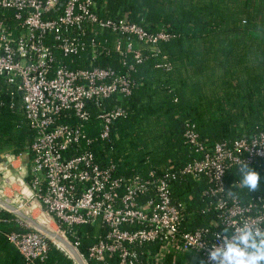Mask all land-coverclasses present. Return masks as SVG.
<instances>
[{
	"label": "built area",
	"instance_id": "2783aa9c",
	"mask_svg": "<svg viewBox=\"0 0 264 264\" xmlns=\"http://www.w3.org/2000/svg\"><path fill=\"white\" fill-rule=\"evenodd\" d=\"M58 6L59 0H0V10L13 12L18 23V34L14 35L0 21V106L4 105V95L11 101L17 96L19 110L35 133L26 155L0 154V174H12L26 198L14 204L0 201L32 218L26 214V206L21 208L23 200L30 199V209H38L55 223L57 232L66 239L67 235L74 237L76 227L105 225V238L88 250V259L96 262L116 255L118 264H142L137 249L154 245L159 247L147 250L144 264H168L171 256V264L176 256L182 257L184 264H191L193 258L203 264H220L223 257L217 255L213 260L210 253L217 248L223 251L227 243L254 252L239 242V236L248 232L249 243L257 244L264 238V198L242 203L226 193L224 181L228 169H241L264 158V132L217 143L206 151L189 127L184 138L200 158L174 173H166L171 169L167 164L162 176L151 171L147 176L124 177L117 165L97 162L93 146L111 144L112 126L126 116L117 99L131 95L132 80L129 74L112 69L72 70L57 64L47 41L51 37L64 57L77 55L89 46L95 59L101 48L91 36L110 29L127 36L124 45L114 46V52L131 54L140 64L146 57L136 42L158 55V45L169 37L161 29L150 33L125 20L116 23L100 18L93 0H66L61 8ZM157 68L168 67L159 64ZM93 113L99 134L91 137L85 124ZM176 176L207 183L202 195L212 201L205 212L215 213V220L186 230L189 199L173 200L170 182ZM3 212L8 213L0 205V214ZM7 238L30 262L44 260L50 242L34 229L12 232ZM71 244L78 251V243Z\"/></svg>",
	"mask_w": 264,
	"mask_h": 264
},
{
	"label": "trees",
	"instance_id": "16d2710c",
	"mask_svg": "<svg viewBox=\"0 0 264 264\" xmlns=\"http://www.w3.org/2000/svg\"><path fill=\"white\" fill-rule=\"evenodd\" d=\"M65 1L59 0L58 7ZM93 1L100 18L116 23L125 20L150 33L161 29L169 37L158 45V55L136 42L146 57L140 64L131 54L120 56L114 52V46L124 45L127 36L110 29L91 36L101 48L95 59L89 46L77 55L64 57L51 37L47 41L53 47L57 64L72 70L112 69L118 74H129L132 80L131 95L117 99L126 109V116L112 126L111 144L99 142L93 146L97 162L117 165L118 173L124 177L147 176L151 171L162 176L167 164L171 169L166 173H174L200 158L184 138L189 127H193L206 151L217 143L264 132V0ZM0 21L14 35L18 34L13 12L0 10ZM159 64L168 68H157ZM2 100L0 154L26 155L35 133L19 110V98L15 96L11 101L9 95H4ZM95 116L93 113L85 124L91 137L99 134ZM251 171L259 175L254 189L244 183ZM170 183L174 201L189 199L184 224L187 231L215 220V213L205 212L212 201L202 195L208 187L205 181L176 176ZM224 184L226 193L242 203L264 198V158L241 169H228ZM28 231L11 214H0V264H74L51 242L44 260H26L7 236ZM72 232L74 237L67 235V239L78 243L77 249L88 264H118L116 255L106 256L101 262L88 259L89 248L108 233L105 225L76 227ZM158 247L137 249L142 264L147 250ZM175 261L174 264H184L182 257L176 256Z\"/></svg>",
	"mask_w": 264,
	"mask_h": 264
},
{
	"label": "clouds",
	"instance_id": "9594fccd",
	"mask_svg": "<svg viewBox=\"0 0 264 264\" xmlns=\"http://www.w3.org/2000/svg\"><path fill=\"white\" fill-rule=\"evenodd\" d=\"M259 182V175L255 171L247 173L244 179V183L251 189H254ZM250 241V235L248 232H243L239 236V242L246 248L255 249L254 252L248 253L244 249L238 247L236 244L227 243L223 251L217 248L215 251L210 253L213 260L216 259L217 255H221L223 260L220 264H258L260 261H264V238H261L259 244Z\"/></svg>",
	"mask_w": 264,
	"mask_h": 264
},
{
	"label": "water",
	"instance_id": "95a60500",
	"mask_svg": "<svg viewBox=\"0 0 264 264\" xmlns=\"http://www.w3.org/2000/svg\"><path fill=\"white\" fill-rule=\"evenodd\" d=\"M0 205L7 210L9 214H11L14 218H17L21 220L22 222L30 225L31 228L34 230L42 233L45 237L48 238V240L56 246V244L60 245L62 249H60L58 246L57 249L65 253L74 264H86L80 253L72 246V244L61 234H53L51 232H48L47 230L43 229L40 225H38L37 222L32 220V218L26 216L21 211L17 210L16 208L12 207L11 205L4 203L3 201H0ZM197 259L193 258L191 260V264H196Z\"/></svg>",
	"mask_w": 264,
	"mask_h": 264
},
{
	"label": "rangeland",
	"instance_id": "374dc122",
	"mask_svg": "<svg viewBox=\"0 0 264 264\" xmlns=\"http://www.w3.org/2000/svg\"><path fill=\"white\" fill-rule=\"evenodd\" d=\"M26 196H27L26 194L21 193L19 186L16 185V182H14V178L12 174L5 172L4 177L0 174V199L1 200H3L4 202H9L11 204H14L15 201H17L18 199H21L22 197L26 198ZM26 200L28 201L23 200L24 204L21 205V208L26 206V211H25L26 214H28L29 216H33L39 222L42 221L41 219H38V217L40 216L38 215V213L40 214V211L38 209L37 210L30 209L31 207L30 202L32 201L30 199H26ZM22 223L26 227L27 230L29 231L33 230V228H31L30 225L24 222ZM52 224L57 229V226L55 225V223L52 222Z\"/></svg>",
	"mask_w": 264,
	"mask_h": 264
},
{
	"label": "bare ground",
	"instance_id": "6f19581e",
	"mask_svg": "<svg viewBox=\"0 0 264 264\" xmlns=\"http://www.w3.org/2000/svg\"><path fill=\"white\" fill-rule=\"evenodd\" d=\"M38 215H40L38 217V219H41L42 221H37L33 216H32V219L35 220L38 225H40L43 229L47 230L48 232H51L53 234H57L58 235V232H57V229L54 227V225L52 224V222L46 218L45 216L41 215L38 213ZM56 246H58L60 249H62V247L58 244H56Z\"/></svg>",
	"mask_w": 264,
	"mask_h": 264
}]
</instances>
